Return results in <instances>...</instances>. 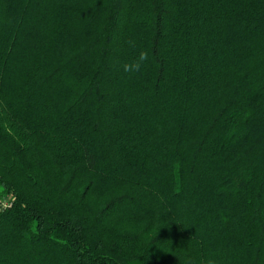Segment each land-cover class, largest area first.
Returning <instances> with one entry per match:
<instances>
[{
	"label": "trees",
	"instance_id": "obj_1",
	"mask_svg": "<svg viewBox=\"0 0 264 264\" xmlns=\"http://www.w3.org/2000/svg\"><path fill=\"white\" fill-rule=\"evenodd\" d=\"M5 200L0 264H264V0H0Z\"/></svg>",
	"mask_w": 264,
	"mask_h": 264
},
{
	"label": "clouds",
	"instance_id": "obj_2",
	"mask_svg": "<svg viewBox=\"0 0 264 264\" xmlns=\"http://www.w3.org/2000/svg\"><path fill=\"white\" fill-rule=\"evenodd\" d=\"M127 43L130 46L135 47V41L128 40ZM148 55L147 51H141L134 60L122 64V71L129 75L140 73L145 62L148 60ZM209 264H213V262L209 261Z\"/></svg>",
	"mask_w": 264,
	"mask_h": 264
},
{
	"label": "built area",
	"instance_id": "obj_3",
	"mask_svg": "<svg viewBox=\"0 0 264 264\" xmlns=\"http://www.w3.org/2000/svg\"><path fill=\"white\" fill-rule=\"evenodd\" d=\"M11 207V202L10 201H0V210H4V209H7V208H10Z\"/></svg>",
	"mask_w": 264,
	"mask_h": 264
}]
</instances>
